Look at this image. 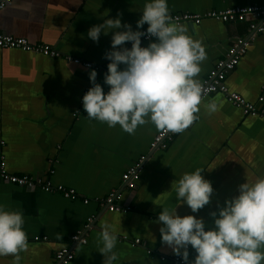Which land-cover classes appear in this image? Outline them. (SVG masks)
<instances>
[{"label":"crops","instance_id":"crops-1","mask_svg":"<svg viewBox=\"0 0 264 264\" xmlns=\"http://www.w3.org/2000/svg\"><path fill=\"white\" fill-rule=\"evenodd\" d=\"M144 3L145 0H12L0 10V34L26 39L32 45H48L61 55L49 58L32 52L0 50V153L6 170L12 175L74 189L79 196L71 201L56 192L30 190L0 179V204L22 211L27 235L26 248L17 254L18 259L0 256V264H52L54 253L86 225L90 228L88 242L74 248V259L69 264H102L100 233L106 223L117 235L113 264H168L160 257L175 255L160 240L156 219L161 208L175 209L179 216L202 218L208 230L213 228L210 212L236 196L240 184L264 177V120L244 116L218 93L201 100L197 118L164 150H150L152 139L160 131L150 123L138 126L130 135L119 126L109 128L106 123L86 118L81 97L91 87L89 70L64 57L100 67L96 83L107 92L103 74L109 61L103 57L110 49L112 33L101 34L93 42L86 32L117 14L122 25L127 23L137 30L135 22ZM167 4L171 16L264 6V0H167ZM181 26L205 48L207 59L197 76L200 83L223 59L233 40L246 36L248 29L247 22L213 20ZM150 42L154 39L141 46ZM124 46L130 48V42ZM225 85L230 92L264 108V102L257 103L260 96L264 97V32L253 39L245 56L227 75ZM209 103L216 104L214 112L207 110ZM141 156H146V161L140 179L134 190L127 191L121 175ZM196 169L202 170L213 193L209 204L192 213L183 203L177 205L174 184L182 174ZM111 191L121 193L120 204L131 208L128 213H109L100 206L98 200ZM90 218L92 222L87 223ZM136 240L139 245L133 244ZM188 251L191 262L195 252L190 246Z\"/></svg>","mask_w":264,"mask_h":264},{"label":"clouds","instance_id":"clouds-1","mask_svg":"<svg viewBox=\"0 0 264 264\" xmlns=\"http://www.w3.org/2000/svg\"><path fill=\"white\" fill-rule=\"evenodd\" d=\"M135 22L137 30L116 18L103 19L91 26L86 36L97 42L100 35L112 33L109 61L103 84L96 83V71L88 73L91 87L81 97L86 118L119 126L134 134L138 126L181 133L197 118L202 88L198 74L207 59L204 46L186 34L185 27L172 22L167 0H145ZM147 25L144 31L138 29ZM122 29V30H121ZM141 37L155 38L141 46ZM130 42V48L125 43ZM122 66V67H121ZM209 112L215 103L207 105ZM200 169L186 172L175 182L177 205L183 203L192 213L209 204L211 183ZM238 194L210 212L213 228L206 230L202 218L177 215L175 209L161 208L156 223L161 243L179 256L183 264H264V177L238 186ZM23 213L0 204V256L17 254L27 245ZM102 264H113L117 235L110 224L100 233ZM189 246L195 252L189 262Z\"/></svg>","mask_w":264,"mask_h":264},{"label":"built area","instance_id":"built-area-1","mask_svg":"<svg viewBox=\"0 0 264 264\" xmlns=\"http://www.w3.org/2000/svg\"><path fill=\"white\" fill-rule=\"evenodd\" d=\"M12 0H0V10H3L7 4ZM172 22L178 25L192 24L199 25L203 20H213L221 23H236L247 22L248 29L246 36L237 37L233 40L230 47L227 49L223 59L218 60L207 74V77L200 83L202 88L201 100L209 97L212 94H221L224 99L232 105L234 108L239 109L246 117H255L264 120V108L257 107L256 103H249L239 94L230 92L225 85V79L229 73L239 64L240 60L245 56L248 47L253 39L264 32V6H247L229 8L223 11H212L204 14L193 13H179L171 15ZM142 29L141 31H144ZM151 37H141V44L147 41H151ZM0 50H17L22 52H32L40 54L49 58H60V53L55 51L48 45H32L26 39L16 38L9 35L0 34ZM65 61L71 62L75 65H82L87 70H95L96 73L100 71V67L94 66L91 63L83 62L78 59H72L64 57ZM86 89L82 96L86 93ZM261 92L264 93V85L261 87ZM264 97L260 96L257 99V103L262 104ZM81 109L82 104H81ZM187 128L184 130L186 131ZM183 131V132H184ZM179 133H172L168 130H161L154 136L150 143V150H164L167 148L168 143L178 135ZM3 143H0L2 146ZM146 161V156H141L133 165L128 167L121 175V183L127 191H132L136 188V184L140 179V173L143 165ZM0 179L8 184L15 185L26 189L39 188L45 193L56 192L61 194L65 199L74 201L79 198L77 192L74 189L66 188L62 186H53L48 181L42 179H32L28 176H17L9 174L6 170V163L3 155L0 153ZM122 195L118 191H111L98 203L101 207H104L109 213H128L131 208L126 205H121ZM84 204L88 203V200L83 201ZM92 218L87 220V223H91ZM89 226L86 225L82 231L72 234L67 244L57 250L54 253L52 264H69L74 259V248L77 246H83L87 244ZM37 240V238L35 239ZM42 240H46L43 238ZM134 245H139L140 241L136 240ZM150 254V251H147ZM161 262L168 261V264H183V261L179 256L172 258L160 257Z\"/></svg>","mask_w":264,"mask_h":264}]
</instances>
